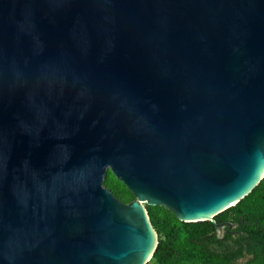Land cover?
I'll return each instance as SVG.
<instances>
[{"label": "water", "instance_id": "1", "mask_svg": "<svg viewBox=\"0 0 264 264\" xmlns=\"http://www.w3.org/2000/svg\"><path fill=\"white\" fill-rule=\"evenodd\" d=\"M263 176L264 0H0V264H145L146 203Z\"/></svg>", "mask_w": 264, "mask_h": 264}, {"label": "trees", "instance_id": "2", "mask_svg": "<svg viewBox=\"0 0 264 264\" xmlns=\"http://www.w3.org/2000/svg\"><path fill=\"white\" fill-rule=\"evenodd\" d=\"M104 184L124 202L134 198L109 169ZM145 206L157 233L145 264H264V176L214 221H183L163 205ZM215 224H223L220 236Z\"/></svg>", "mask_w": 264, "mask_h": 264}]
</instances>
